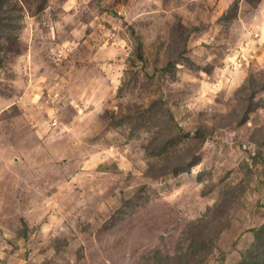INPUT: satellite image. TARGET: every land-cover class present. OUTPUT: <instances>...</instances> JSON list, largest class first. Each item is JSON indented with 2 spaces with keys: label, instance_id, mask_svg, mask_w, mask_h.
<instances>
[{
  "label": "rangeland",
  "instance_id": "374dc122",
  "mask_svg": "<svg viewBox=\"0 0 264 264\" xmlns=\"http://www.w3.org/2000/svg\"><path fill=\"white\" fill-rule=\"evenodd\" d=\"M0 264H264V0H0Z\"/></svg>",
  "mask_w": 264,
  "mask_h": 264
}]
</instances>
